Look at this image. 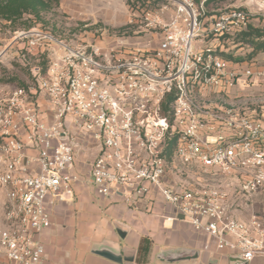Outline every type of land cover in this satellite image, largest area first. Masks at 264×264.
<instances>
[{"label":"built area","instance_id":"obj_1","mask_svg":"<svg viewBox=\"0 0 264 264\" xmlns=\"http://www.w3.org/2000/svg\"><path fill=\"white\" fill-rule=\"evenodd\" d=\"M206 1L178 0L168 20L167 6L131 20L141 24L136 34H154L153 46L105 32L77 44L36 28L21 33L28 54L45 55L46 70L39 63L30 70L47 98L31 102L20 87L0 99V264H44L50 205L73 197L76 147L86 138L95 145L91 176L100 193L122 191L136 206L157 190L176 212L167 219L183 215L217 251L242 264L264 256V223L241 217L228 189L178 183L168 169L176 160L223 175L242 194L264 188V121L208 101L264 79V62L228 59L220 41L248 30L255 17L264 25V0L211 15ZM211 35L217 42L206 41Z\"/></svg>","mask_w":264,"mask_h":264},{"label":"crops","instance_id":"obj_2","mask_svg":"<svg viewBox=\"0 0 264 264\" xmlns=\"http://www.w3.org/2000/svg\"><path fill=\"white\" fill-rule=\"evenodd\" d=\"M256 20L259 18L253 21ZM41 106L44 117L51 119L53 114L45 99ZM67 121L72 123V118ZM28 154L35 151L29 150ZM76 155L75 171L79 179L74 183L73 197L50 205L52 225L42 235L44 264H242L229 251H217L210 236L196 232L180 215L174 220L167 219L176 212L157 190L139 199L136 206L125 202L122 191L100 193L91 176L96 152L90 138L76 147ZM29 166L33 168L35 162ZM2 204L0 200V225ZM145 239L149 240L145 242L149 250L143 254L140 248ZM208 243L211 248L206 250L204 246ZM186 254L193 257L164 259ZM0 260H5L4 254L0 253ZM246 264H264V256H256Z\"/></svg>","mask_w":264,"mask_h":264},{"label":"rangeland","instance_id":"obj_3","mask_svg":"<svg viewBox=\"0 0 264 264\" xmlns=\"http://www.w3.org/2000/svg\"><path fill=\"white\" fill-rule=\"evenodd\" d=\"M177 2L178 0H60L59 6L51 12H44L42 21H37L30 29L49 31L72 44L81 43L88 38H97L105 32L108 37L118 38L125 34L132 42L143 41L142 43L153 46L156 42L154 34H136L135 32L141 30V24H132L131 20H141L138 15L146 8L162 10L165 6L167 9L163 17L168 20L177 8ZM196 2L200 5L202 0ZM249 3L248 0H210L206 7L211 15L229 7ZM25 18L34 19V16L26 15ZM253 26L261 27L263 23L256 20L253 21ZM30 29L22 24L13 28L6 22H0V99L20 87L26 89L31 102L47 98L30 70L36 63L44 67L47 63L45 55H42L39 49H33L32 53L28 54V42L21 36L22 32ZM238 37L239 34L221 38L220 41L224 42L226 51L231 50L237 56L248 54L252 50L251 45L236 42ZM206 41L217 42L214 35L209 36ZM262 54L264 52L256 56L259 62H264ZM208 101L213 102L211 104L214 107L216 104L233 107L240 112H253L264 121V79L256 78L250 83L239 84L232 88L228 95L212 94ZM168 169L178 183H201L209 188L228 189L229 202L234 204L235 211L241 217L248 219L255 216L264 223V188L251 194H242L235 191L236 187H227V178L223 175L195 165H182L176 160Z\"/></svg>","mask_w":264,"mask_h":264},{"label":"trees","instance_id":"obj_4","mask_svg":"<svg viewBox=\"0 0 264 264\" xmlns=\"http://www.w3.org/2000/svg\"><path fill=\"white\" fill-rule=\"evenodd\" d=\"M209 2L210 0H207L206 4H209ZM59 5L60 0H0V22H6L8 26L13 28L22 24L25 28L30 29L37 21H42L44 12H51ZM26 15L34 16L35 21L34 19L25 18ZM236 39V42L250 44L252 50L244 56H237L231 50L221 52L222 55L237 61L255 58L258 53L264 52V25L260 27L252 24L248 30L240 33ZM46 68L47 63L43 70L45 71ZM171 99L172 97L168 98V100ZM147 241L149 240L145 239L140 248V252L143 254H146L149 250V247L145 246Z\"/></svg>","mask_w":264,"mask_h":264},{"label":"water","instance_id":"obj_5","mask_svg":"<svg viewBox=\"0 0 264 264\" xmlns=\"http://www.w3.org/2000/svg\"><path fill=\"white\" fill-rule=\"evenodd\" d=\"M179 217L180 218H184L183 215H180ZM103 254H108V253L104 252ZM191 257H193L191 254H186L184 256H182V255L181 256H165L164 259H166L167 261H176V260L188 259V258H191ZM233 259H235L238 262H240L239 261V259H240L239 257H233ZM244 264H246V263H244Z\"/></svg>","mask_w":264,"mask_h":264}]
</instances>
